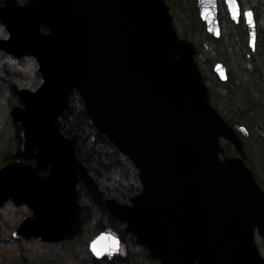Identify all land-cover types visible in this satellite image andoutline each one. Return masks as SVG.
Instances as JSON below:
<instances>
[{"label":"water","instance_id":"obj_1","mask_svg":"<svg viewBox=\"0 0 264 264\" xmlns=\"http://www.w3.org/2000/svg\"><path fill=\"white\" fill-rule=\"evenodd\" d=\"M226 1L237 9L236 0ZM197 5L217 34V0ZM247 23L253 40L251 13ZM0 24L8 33L0 52L33 57L41 76L36 89L18 90L21 104L9 112L22 126L20 153L34 161L0 166V207L10 201L31 210L15 238H76L82 182L158 264H264L256 239L264 240V188L235 127L212 105L196 47L179 35L166 0H3ZM215 69L225 79L223 66ZM75 92L98 131L138 170L141 190L128 202L104 195L60 129ZM221 139L238 155L229 156ZM89 249L112 260L121 239L104 230Z\"/></svg>","mask_w":264,"mask_h":264},{"label":"trees","instance_id":"obj_2","mask_svg":"<svg viewBox=\"0 0 264 264\" xmlns=\"http://www.w3.org/2000/svg\"><path fill=\"white\" fill-rule=\"evenodd\" d=\"M2 1L3 0H0V3ZM18 1L24 2L25 0ZM185 1L188 5L186 7L184 5V8L182 6L183 10L187 9L189 6L190 8L194 6V0ZM42 29L45 30L44 28ZM0 30L3 34H6L1 26ZM178 33L180 36L186 35L179 31ZM187 36L188 35H186V37ZM188 38L192 39L191 36H188ZM197 54L198 51L195 52V58L198 61ZM0 73L1 75L4 74L0 77V80L4 81V84L0 86H3L2 88H8L6 94L9 99V104L12 106L16 103H20L16 92V88L20 82H17L18 79L16 78H13L15 81H13V83L9 82V80L7 81L11 73L9 71L7 73ZM36 75L40 78L37 71ZM250 93L251 92H249V94ZM252 100L254 101V99ZM211 103L217 107L213 98ZM258 106H260L259 108L261 109H259ZM262 109L264 111L263 103H257V106L254 104L252 108H250V112L252 113L249 114V117L244 119L245 124L251 126L252 124H250V122L256 121L255 124L258 125L257 127L259 129L263 128L264 115H262V112L260 113ZM235 110L241 112L243 108H236ZM224 117L227 118L225 115ZM231 124L236 125L233 122H231ZM11 125L13 127L14 150L9 152L8 155H4L2 161L25 159L29 162H33V159L23 156L19 150L21 145L20 131L22 126L12 120ZM59 125L62 133L72 138L77 157L86 166L105 196L114 197L122 202H128L132 195L141 190V182L137 168L128 157L120 152L98 131L87 115L82 100L76 92L70 97V108L61 113ZM221 143L225 145L228 152L230 145L224 140H221ZM252 144L254 145L253 141ZM251 150L255 153V157L253 156L254 162L264 166V148L256 147ZM1 164L0 161V165ZM77 188L79 202L82 206V224L77 237L69 241V244L72 246L70 251L67 254L58 255L59 257L54 258L53 261L38 258L35 255L26 254L21 251V257L23 259L22 264H158L157 257L151 254L144 246L137 244L135 238L125 230V223L123 221L112 217L104 207L99 206L92 200L88 194L87 188L82 182L78 183ZM104 230L114 232L120 237L122 242L121 255L112 260L107 258H96L89 250L90 240ZM257 237L259 249L264 255V241L258 235Z\"/></svg>","mask_w":264,"mask_h":264},{"label":"rangeland","instance_id":"obj_3","mask_svg":"<svg viewBox=\"0 0 264 264\" xmlns=\"http://www.w3.org/2000/svg\"><path fill=\"white\" fill-rule=\"evenodd\" d=\"M171 7V13L174 18V24L176 29L180 33H185L191 36L192 41L199 43L200 50H203L202 44L209 47L211 41L206 36L202 29V23L199 19L198 10L196 8V3L194 6L187 7L188 5L185 0H167ZM187 3V4H185ZM264 15V14H263ZM197 23V24H196ZM4 29V27L0 24ZM235 29L232 33L235 44L230 48H224L221 51V58L228 64V77L230 79L229 83L222 84L218 76L212 75V66L214 63L215 54L206 55V62L203 65V74L208 77V82L212 88L213 99L216 103L219 111L227 117V119L236 124V126L244 124L249 130L247 136V143L250 149L256 147L264 148V127L260 128L258 132V125L255 124L256 121L250 122L251 126L246 125L244 119L249 117L250 108L257 103L264 104V82L254 73L246 72L243 66H237V68L231 65L228 60V55L233 53L237 63L243 64L244 57L241 58L240 53H245L246 49L239 47L237 39L240 37L239 32ZM5 31V29H4ZM236 31V32H235ZM6 34L0 30V38H6ZM186 35L184 37H186ZM259 35L264 37V18L263 16L259 21ZM187 36V38H188ZM237 44L236 48L235 45ZM235 48V50H234ZM238 50V52L236 51ZM4 54V55H3ZM3 55V56H1ZM199 59V52H198ZM226 55V57H225ZM10 57V58H9ZM12 58V59H11ZM10 73V77L7 78L9 82L14 81L13 78L18 79V88H29L34 90L39 83L41 78L36 75L37 63L33 57H23L21 59H15L9 54L1 51L0 52V72ZM38 72V71H37ZM39 74V73H38ZM214 79L211 80V77ZM4 74L1 75L2 77ZM1 79V78H0ZM15 82V81H14ZM16 82V83H17ZM8 83V82H5ZM4 81L0 80V85H3ZM7 86V85H6ZM0 86V161L3 162V156L8 155L9 152L14 150L13 147V127L11 125V116L9 114L11 105L9 104V99L6 94L8 88H2ZM251 92L249 94V92ZM251 95V96H250ZM226 96V97H225ZM220 99V100H219ZM254 99V101L252 100ZM223 100V101H222ZM220 101V102H219ZM218 103V104H217ZM260 106H258L259 108ZM243 108L241 112H237L235 109ZM261 109V108H259ZM262 115H264V111ZM254 142V145L252 144ZM253 156L255 153L251 150L252 168L257 176V181L264 188V166H261L254 162ZM1 164V165H2ZM0 165V166H1ZM31 213L30 208L27 205L20 207L14 206L10 201L5 203L3 207H0V264H22L21 251L24 253L35 255L38 258L46 260H54V258L59 257L58 255L67 254L72 248L69 242L67 243H44L40 239H32L29 241H22L13 236V231L16 228L19 221L25 216Z\"/></svg>","mask_w":264,"mask_h":264},{"label":"flooded vegetation","instance_id":"obj_4","mask_svg":"<svg viewBox=\"0 0 264 264\" xmlns=\"http://www.w3.org/2000/svg\"><path fill=\"white\" fill-rule=\"evenodd\" d=\"M167 1V0H166ZM196 3V8L198 10V15L199 19L202 23V29L206 36L210 39L211 43L209 47H207L205 44H202L203 50H200L199 43L196 41H193L196 51L199 52V60L197 61L198 64L201 65L200 69L203 72V65L206 62L207 58L206 55L210 54H215V58L213 66H212V75L215 77L218 76L219 80L222 82V84L229 83L230 79L228 77V64L221 58L222 54L221 51L224 48H230L232 45L235 44L234 38L232 36V33L235 29L236 31L239 32L240 37L237 39L240 46H242V49H246L244 52L245 53H240L241 58L244 57V63L239 64L237 63L235 59V55L233 53L231 54H226L228 55V60L230 61L231 65L235 66H243L244 70L246 72L254 73L256 74L262 82H264V37H260L259 35V21L260 18L263 16L264 18V0H236L237 2V9L235 11H231L228 3L226 0H217V13H218V22H219V30L217 34L214 32H209L207 28V24L205 21H203L200 17L199 14V9L197 5V0H194ZM168 3V2H167ZM170 6V5H169ZM171 10V7H170ZM252 14L254 21H255V36L254 39L251 40L250 33H249V25L247 23V16L249 14ZM235 31V32H236ZM237 44L235 45L236 48ZM234 48V50H235ZM238 52V50H236ZM212 54V55H213ZM225 55V57H226ZM198 58V55H197ZM217 64H221L224 68L225 71V79H221L219 75L216 72V66ZM199 65V66H200ZM205 82L208 86V91L210 94V99L212 100L213 98V93H212V88L209 85L208 82V77L204 76ZM211 77V74L209 75ZM208 79V80H207ZM211 80L213 81L214 79L211 77ZM19 88H16L17 95L19 97ZM226 97V96H225ZM20 103L16 104H21V99L19 97ZM214 100V99H213ZM220 100V99H219ZM220 102V101H219ZM218 104V103H217ZM218 109V107H216ZM219 110V109H218ZM12 120V119H11ZM13 121V120H12ZM14 122V121H13ZM16 123V122H15ZM235 126V125H234ZM236 127V126H235ZM260 129H258L259 132ZM236 131L241 137L243 144H244V149L247 155V158L245 160V163L253 170L252 168V157H251V149L248 147L247 143V136L249 130L247 127L244 125H240L239 127H236ZM230 149L226 153L229 156H237L238 152L235 149L233 145L230 144ZM254 172V170H253ZM255 173V172H254ZM257 178V176L255 175Z\"/></svg>","mask_w":264,"mask_h":264},{"label":"snow or ice","instance_id":"obj_5","mask_svg":"<svg viewBox=\"0 0 264 264\" xmlns=\"http://www.w3.org/2000/svg\"><path fill=\"white\" fill-rule=\"evenodd\" d=\"M229 2H231V0H229ZM95 242L93 243V248H94V251H95ZM97 254H99V253H97Z\"/></svg>","mask_w":264,"mask_h":264}]
</instances>
